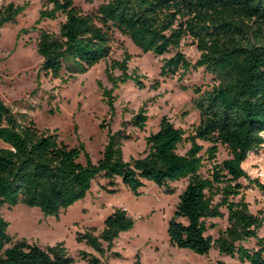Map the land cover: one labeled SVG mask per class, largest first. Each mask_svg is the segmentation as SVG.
<instances>
[{
    "label": "trees",
    "instance_id": "1",
    "mask_svg": "<svg viewBox=\"0 0 264 264\" xmlns=\"http://www.w3.org/2000/svg\"><path fill=\"white\" fill-rule=\"evenodd\" d=\"M48 1L53 8L42 11L37 23L59 15L66 19L59 34L40 31L41 72L62 78L67 71L65 81L75 79L110 55L112 34L119 31L146 54H173L164 59L163 77L184 79L192 69L204 67L217 75L218 82L206 90L193 88V103L200 112L193 132L188 134L164 116L159 130L146 137L145 154L128 161L120 145L127 135L114 134L106 121L100 127L108 129V142L95 163L83 142L70 146L57 130H41L28 113L15 112L0 97V140L6 143L0 147V264H73L63 243L43 248L15 240L3 208L22 203L59 217L85 199L99 178L107 181L103 189L110 193L117 192L121 180L136 196L142 195L147 182L174 193L170 184L188 178L169 222L171 244L200 255H209L216 245L239 264H264V237L259 236L264 217L252 213L241 182L245 179L264 193V182L252 179L243 166L252 153L264 149V0H106L92 15L84 14L75 0ZM25 8L10 3L0 9V26L16 23ZM188 39L201 54L196 62L182 51ZM131 59L126 51L123 60L107 69L113 89L131 80L144 86L137 71L130 72ZM115 69L120 76L113 74ZM113 91L103 93L111 118L116 112ZM148 121L144 108L133 119L141 130ZM201 142L210 145L205 149ZM184 143L190 148L181 154ZM220 146L230 156L222 162ZM207 161L212 170L205 176L201 170ZM223 208L228 211V227L214 240L208 231L215 224L209 225V220L224 217ZM134 225L127 210L117 208L105 219L100 237L92 230L78 233V238L103 256ZM251 240L256 247L246 246ZM80 255L88 264H103L85 250ZM112 255L121 257L118 252Z\"/></svg>",
    "mask_w": 264,
    "mask_h": 264
},
{
    "label": "rangeland",
    "instance_id": "2",
    "mask_svg": "<svg viewBox=\"0 0 264 264\" xmlns=\"http://www.w3.org/2000/svg\"><path fill=\"white\" fill-rule=\"evenodd\" d=\"M105 2L75 0L81 11L89 15L95 14ZM10 3L26 8L16 23L0 26V97L15 112L28 113L41 130H57L61 140L70 146L83 142L97 163L103 157L108 142V129L100 127L103 121L109 124L114 134L127 135L120 144L127 161L145 154L146 137L159 130L164 116L188 134L199 125L200 112L193 103L196 97L193 88H212L218 82L215 73L201 67L192 69L184 79H180L179 75L163 77L161 67L164 59L170 58L172 53L164 56L146 54L128 36L114 31L110 42L111 53L107 58L75 79L65 81L69 76L67 71L63 72L62 78H54L40 71L43 57L37 50L38 37L42 30L59 34L65 16L47 18L38 24L42 11L53 8L48 0H0V9ZM126 51L132 55L130 72L137 71L144 86L140 87L131 80L119 83L113 89L107 69L114 61L123 60ZM182 51L192 62H196L201 55L190 39L183 44ZM112 71L115 76L121 75L119 69ZM104 90H114V118H111ZM143 108L149 121L141 130L133 119ZM201 143L205 149L210 145ZM3 146L6 143L0 140V147ZM189 148L190 144L184 143L178 151L185 154ZM229 157L228 150L220 146L218 162ZM82 161H85L84 157ZM243 166L252 179L264 182V149L252 153ZM211 170L212 164L207 161L201 173L208 176ZM118 182L117 192L110 193L103 189L107 181L99 178L85 199L76 202L59 217L46 216L40 208L22 203L12 208L5 206L3 214L10 222L9 233L15 240L26 239L43 248L63 243L68 254L75 259L73 264H88L80 255L82 250L100 257L103 264H239L237 258L221 254L216 245L209 255H200L171 244L169 222L180 202V194L188 185V178L170 184L174 193H167L165 187L147 182L141 189V196L133 194L121 180ZM241 182L252 213L264 217V193L250 186L245 179ZM220 199V196L216 197V201ZM117 208L127 210L135 225L131 230L122 232L114 247L102 256L79 240L78 233L93 230L100 237L105 219ZM223 211L224 217L209 220V225L215 224L208 231L214 240L228 227V211L226 208ZM259 236L264 237V226L259 230ZM104 246L107 247V244L104 243ZM246 246L254 248L256 241L251 240ZM112 252L120 253L121 257L113 256Z\"/></svg>",
    "mask_w": 264,
    "mask_h": 264
}]
</instances>
